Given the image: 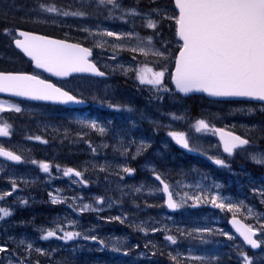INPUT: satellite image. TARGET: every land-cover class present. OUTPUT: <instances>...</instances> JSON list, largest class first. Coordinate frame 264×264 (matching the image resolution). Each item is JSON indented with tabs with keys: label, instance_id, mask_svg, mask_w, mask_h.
<instances>
[{
	"label": "rangeland",
	"instance_id": "obj_1",
	"mask_svg": "<svg viewBox=\"0 0 264 264\" xmlns=\"http://www.w3.org/2000/svg\"><path fill=\"white\" fill-rule=\"evenodd\" d=\"M125 1L127 0H112V2L104 0V3H100V0H21L25 6L23 10L15 6L16 4H10L13 6L12 9L0 5V16L7 12L6 14L16 21L17 12L25 24L96 46L99 50L97 60L111 74L138 79L142 70L151 69L154 72L164 71L166 75L179 46L176 32L173 35L171 30V22L175 24L177 17L172 12L173 7L169 6L168 1L167 5L158 3L159 0H141V3L135 1L131 5H127ZM114 4L123 5L116 8ZM48 8H55L56 11L49 12ZM64 12L70 14L65 16ZM71 13H82V15H71ZM125 15L140 17L135 19V23L133 22L131 26L119 22L120 28H115L113 24L108 23V20L115 17L124 18ZM157 16H161L162 20ZM149 20L155 22L156 27L152 28V34L144 35L136 29V26H147ZM6 29L10 32H6ZM11 30L12 27L9 26L0 28V39L3 40L0 42V65L24 63L22 57L15 55L11 49L13 48ZM155 30L157 31L154 33ZM108 32L116 35L108 36L106 35ZM105 50L110 51L105 53ZM114 50L118 51L119 57L132 56L137 60L116 59L118 56L115 55ZM157 52L163 55H155L154 53ZM104 54L107 56L106 59L102 57ZM139 57H150L149 60L152 62L142 66L145 61ZM113 84H117L114 79L101 84H96L87 78L73 80L72 87L77 92L93 98L97 110L102 108L99 116L93 117L44 105L34 106L29 103L21 105L14 101L0 100L3 111L8 110L14 114L17 112L16 107L21 109L24 115L22 121L18 120L20 126H31L30 128L35 130L39 125L43 130L41 136L52 130L57 140L63 138L67 146L77 150L84 148L76 138L69 137L73 134L82 138H91V136L74 130L68 126L69 124L77 126L82 131H98L102 136L98 150L103 153L101 160L97 158L90 160L89 153L84 149L86 165L78 167L81 177L73 173L65 182L67 185L60 187L55 184L51 190L48 185L39 186V182L35 181L37 178H34L37 174L34 169L17 170L13 175L5 173L0 176V190H2L0 196L13 189L14 183L9 181H21L26 187L37 190V193L32 195L27 193L15 195L24 206H34L18 207L16 226L13 230H0V241L5 236L12 243L13 250L2 255V264H39L38 255L42 256L44 252L46 254L49 251L45 244H41L46 239H43L44 233L38 234L39 225L50 221H55L59 227L71 223L79 229L80 235L75 237L78 241L70 246L61 244L60 248L73 251L74 254L109 250V257L103 258L102 262L91 260L90 264H164L162 255L172 252L177 254L178 259L181 257L193 259L195 264L206 261H211L210 264H220L221 260V264H230L232 258L235 259V264H241L238 263L240 261L245 264V257L251 261V264H264V249L252 255L227 225V213L235 211L244 213L252 218L253 221H249L251 225L262 231L261 241L264 244V229H261L264 222L258 207L259 201L264 202V175L257 170L259 165L256 164L243 166L240 173H236L237 166L240 165L236 158L248 157L252 160V155L264 154V150L243 149L239 150L234 158H229L223 152L216 134L217 128L224 126L252 138V144L257 146L256 149H264V120L254 121L251 115L256 108L243 103L223 106L209 105V103L200 106L198 103L199 116H193L192 106L176 105L175 114L180 118L179 124L166 121L164 128L177 127L180 132L169 130V133H183L189 141V148L185 149L177 144L169 133H159L154 126L164 124L157 123L159 119L153 117L156 110H164L173 107L174 104L155 105L150 111L137 108L132 115L127 109L118 106L122 102L118 97H114V93L115 95L119 93L113 89ZM144 87L160 89L166 87V83L163 80L159 86L144 83L140 89ZM139 96L147 97L149 94L145 96L140 95L139 92L135 95L128 94L122 101L124 103H129V100L136 101ZM147 105L150 106L152 103L149 102ZM234 110H237L238 114H246L247 117L235 118ZM38 116L41 118L39 119ZM30 117L34 120H29ZM139 117L147 120V124L140 125L139 122L143 121L139 120ZM200 120L205 121L208 127L192 133V129H196ZM91 121H95L104 131L100 132L89 127L88 123ZM62 125L63 128H60ZM61 132H64V136H58ZM50 137H48V145L32 149L34 154L28 153L27 158L35 162L65 163L66 159L56 153L50 144L52 139L55 147L56 139ZM142 144L144 147L141 146ZM23 147L31 150L29 148L31 146L23 145ZM166 147L168 149H165ZM187 152L193 155L190 156ZM217 159L225 163L218 165L215 163ZM125 168L133 171L125 172ZM228 169L234 171V175H226ZM158 176L171 186L179 205L178 213L169 212L165 207ZM91 182L99 188L88 189L85 183ZM53 197H56L58 202L53 203ZM99 198L104 199L103 203H99ZM213 199H216L215 204L212 203ZM25 201L27 203H24ZM220 203L232 204L234 207L231 211L227 207H217ZM64 205L76 207L79 211L84 205H88L89 208L81 211L82 217L73 214L72 217L65 218L67 214ZM58 206L62 208L61 211L56 210ZM2 209H6L5 204ZM40 211L47 212V219L41 221L37 219V213ZM69 211H72L70 207ZM23 212L24 215L18 219L19 214ZM92 217L96 219L93 221ZM117 217L120 218V222H125V225H115L117 229L115 232L111 229L105 231L104 226L114 227L112 222ZM12 218L0 220V228L13 227ZM127 224L138 232L142 239L140 243L129 230L127 232L126 229H122ZM41 228H45V231L55 229L46 225H42ZM206 229L208 231H205ZM102 231L106 232L103 238L98 235ZM177 235L180 237L175 243L161 240ZM92 236L97 239H85ZM101 240L104 244H100ZM28 245H31V248ZM0 247L3 246L0 244ZM15 248L17 252L14 251ZM165 248L170 250L166 251ZM37 249L40 251L38 252ZM226 252L229 253L225 255ZM89 257L88 255L87 258Z\"/></svg>",
	"mask_w": 264,
	"mask_h": 264
},
{
	"label": "snow or ice",
	"instance_id": "obj_2",
	"mask_svg": "<svg viewBox=\"0 0 264 264\" xmlns=\"http://www.w3.org/2000/svg\"><path fill=\"white\" fill-rule=\"evenodd\" d=\"M100 3H104V0H100ZM175 4L179 8V16L175 18L178 35L183 41L179 57L175 62V75L172 77L176 87L184 93L202 90L213 96L250 97L264 101V0H175ZM47 11L55 12L56 9L48 8ZM69 14L68 12L63 13L65 16ZM71 15H82V13H71ZM147 27L155 28L156 24L149 20ZM5 31L10 32L7 29ZM19 35L24 39L15 40L16 46L32 57L38 67L46 68L47 71L59 76H66L71 72H92L100 76L104 75L89 62L88 57L91 52L87 48L28 32H20ZM106 35L116 34L108 32ZM140 51L143 52L144 49ZM154 54L163 55L159 52ZM164 75V71L154 72L146 69L141 71L138 79L142 84L159 86ZM0 92H14L19 96L62 103L80 102L75 96L55 85L26 74L0 73ZM20 110L19 107L15 108L17 112ZM0 111H3L2 107ZM88 126L100 132L104 131L95 121L89 122ZM207 127L205 121L200 120L197 122L196 130L200 131ZM8 135H10L8 126L0 127V136ZM169 135L175 139L177 144L185 149L189 148V141L183 133L173 132ZM222 138L224 139V151L230 154L234 149L249 144V140L231 133L223 134ZM36 139L40 138L36 137ZM141 146L144 147L143 144ZM139 151L138 148L137 152ZM0 156L11 161L21 160L19 155L2 148H0ZM251 159L255 163L264 165V154L252 155ZM215 163L223 165L225 162L217 159ZM40 167L44 172H48L50 165L42 163ZM124 171L133 170L125 168ZM73 173L77 177L81 176L80 172L71 168L66 169L64 175L69 176ZM157 179L160 177L158 176ZM13 190H15L14 184ZM163 191L168 193V207H179L173 200L172 193L168 191L167 184H163ZM52 202H58L57 198L53 197ZM212 203L215 204L216 199H213ZM217 207H227L231 211L234 205L220 203ZM88 208V205H84L81 211ZM0 213H2L0 220L11 215L6 209H0ZM233 223L237 225V231L247 244L253 248L259 247L258 241L253 239L255 230L252 227L241 225L235 219ZM56 234L55 230H48L43 239L54 237ZM79 235V232H65L60 239L71 240ZM89 238L97 239L95 236L85 237V239ZM166 239L175 243L171 236ZM100 244H104V241L101 240ZM28 247L31 248V245ZM5 251L4 247H0V253ZM37 251L40 250L37 249ZM245 264H251L247 257H245Z\"/></svg>",
	"mask_w": 264,
	"mask_h": 264
},
{
	"label": "bare ground",
	"instance_id": "obj_3",
	"mask_svg": "<svg viewBox=\"0 0 264 264\" xmlns=\"http://www.w3.org/2000/svg\"><path fill=\"white\" fill-rule=\"evenodd\" d=\"M14 10V9H13ZM12 12V11H11ZM15 17L19 20L21 17H20V14L19 15H17V12H16V14H15ZM96 47V46H95ZM147 104H149V102L147 103ZM19 120V122L20 121H22V119H18ZM55 133V132H54ZM53 132H52V130H51V132H47V136L49 137V138H51L50 136H52V137H54L55 139H56V142H55V147L53 146V142H52V139H51V141H50V144L52 145V148H53V150L56 152V153H58L61 157H63V158H65V159H68V158H73V159H78V160H81V159H84L83 160V162H85V154H84V149H79V150H77V149H75V148H72V147H69V146H67L66 144H65V142H64V140H63V138H60V140H57V138H56V135L54 134ZM58 133V132H57ZM42 135V134H41ZM12 149V148H11ZM14 149V148H13ZM249 169V168H248ZM9 170V169H8ZM240 171H241V168L239 167V166H237V169H236V173H240ZM5 172V171H4ZM253 172V171H252ZM5 190V189H4ZM7 191V190H6ZM19 199V198H18ZM56 210H59V211H61L62 210V208L60 207V206H58V209H56ZM24 215V212H23V214H19V217H18V219H20V216H23ZM37 219H39V221H41V220H43V219H47V212L46 211H40V212H38L37 213ZM36 222H37V220H36ZM38 224H40V223H38ZM96 224V223H95ZM100 227V226H99ZM96 230V229H95ZM98 230V229H97ZM106 231V230H105ZM129 231H131V233L134 235V236H136L137 237V239H138V242L140 243V241L142 240L141 238H140V236H139V234H138V232L137 231H135L134 229H133V226H130L129 227ZM115 232V231H114ZM118 232V231H117ZM171 232V231H170ZM108 233V232H107ZM168 235V234H167ZM162 236V235H161ZM103 238V237H102ZM158 238V237H157ZM160 238V237H159ZM104 240V239H103ZM108 240V239H107ZM151 242V241H150ZM158 243V242H157ZM151 244H153V243H151ZM263 244V243H262ZM157 245V244H156ZM21 248V247H20ZM69 249V248H68ZM45 253V252H44ZM79 253V252H78ZM162 253H163V251H162ZM161 253V254H162ZM35 254V253H34ZM153 254V253H152ZM177 254H174L173 252H172V254L171 253H166V254H164V255H162V257H163V259H164V264H173V263H175L176 261H178V264H195V262H194V260H193V262H192V260H190L189 259V257H181L180 259H178V256H176ZM174 257H175V259H174ZM77 261V260H76ZM86 261V260H85ZM237 262V261H236ZM86 263V262H85ZM78 264H84V263H82V260L80 261H78ZM230 264H235V259L234 258H232L231 259V263Z\"/></svg>",
	"mask_w": 264,
	"mask_h": 264
},
{
	"label": "trees",
	"instance_id": "obj_4",
	"mask_svg": "<svg viewBox=\"0 0 264 264\" xmlns=\"http://www.w3.org/2000/svg\"><path fill=\"white\" fill-rule=\"evenodd\" d=\"M10 4H16L15 6H17L18 8H20V9H24V5L21 3V0H0V5H3V6H5V7H7V8H10V9H12L13 8V6L12 5H10ZM7 12H4L1 16H0V28H7L8 26L9 27H12V30H14L15 29V26H28L27 24H25L24 23V21H22V18H20L19 20H16V21H14V20H12L9 16L10 15H8V14H6ZM12 13V12H11ZM21 21V22H20ZM0 42H3V40H1L0 39ZM145 90H146V88H145ZM150 91V88H147V92H149ZM151 92H152V95L153 96H159L160 94H159V90L157 89V88H151ZM172 96L170 95V96H168L167 97V100L168 101H171L172 100V98H171ZM185 102H186V104L187 105H189V106H192V108L194 109V114H192V115H194V116H199V111H198V109H199V106H198V103L200 104V106L202 105V104H205V103H207V102H205L204 101V98L203 97H200V96H193V97H190V98H187V99H185ZM117 223V222H116ZM121 225H125V222H123V221H121V224H120V226ZM129 227H130V224H127L126 225V227H122V229H126V231H128L129 230ZM129 232V231H128ZM131 232V231H130ZM229 252H226L225 253V255H227ZM81 261V259H78L77 261H75V263L74 264H78V261ZM86 260V259H85ZM86 262V261H85ZM82 263H83V261H82ZM202 264H209V263H206V262H204V263H202Z\"/></svg>",
	"mask_w": 264,
	"mask_h": 264
},
{
	"label": "water",
	"instance_id": "obj_5",
	"mask_svg": "<svg viewBox=\"0 0 264 264\" xmlns=\"http://www.w3.org/2000/svg\"><path fill=\"white\" fill-rule=\"evenodd\" d=\"M178 8V7H177ZM179 9V8H178ZM32 34H34V35H38V36H42V35H39V34H35V33H32ZM43 37H45V36H43ZM24 39V38H23ZM23 39H21V40H23ZM49 39H51V38H49ZM178 57H179V55H178ZM46 69V68H45ZM101 72V71H100ZM88 73H91V74H93V75H97V74H95V73H92V72H88ZM6 74H15V73H6ZM174 75H175V70H174ZM98 76H100V75H98ZM103 76H105V73H104V75ZM173 81H174V79H173ZM174 83H175V81H174ZM182 92V91H181ZM9 93H11V92H9ZM183 94H186V95H188V94H192V93H204V94H206L208 97H210V98H220V99H225V98H250V97H239V96H213V95H210L209 93H207V92H204V91H202V90H193V91H191V92H188V93H184V92H182ZM15 94V93H14ZM16 95V94H15ZM71 95V94H70ZM21 97H24V98H28V99H33V100H41V101H50V102H57V103H62V102H59V101H51V100H42V99H35V98H33V97H30V96H21ZM77 101H80L79 103H77V102H68L69 104H73V105H85L86 104V102L84 101V100H78L77 99ZM223 134H227L225 131H222V132H220V137L222 138V135ZM226 138V137H225ZM222 140H224L223 138H222ZM168 191H169V188H168ZM170 192V191H169ZM167 193V192H166ZM168 194V193H167ZM173 198V197H172ZM167 204H168V200H167ZM171 209H175V208H171ZM236 220V221H238L241 225H247L244 221H242L241 219H239V218H237V217H235V218H233L232 220H231V225L237 230V225L236 224H234L233 223V220ZM248 226V225H247ZM238 232V231H237ZM239 233V232H238ZM240 234V233H239ZM255 234H256V232H255ZM253 239H255V235L253 236ZM259 243V242H258ZM249 245V244H248ZM249 246H251V245H249ZM252 247V246H251ZM260 248V244H259V247H256L255 249H259Z\"/></svg>",
	"mask_w": 264,
	"mask_h": 264
},
{
	"label": "flooded vegetation",
	"instance_id": "obj_6",
	"mask_svg": "<svg viewBox=\"0 0 264 264\" xmlns=\"http://www.w3.org/2000/svg\"><path fill=\"white\" fill-rule=\"evenodd\" d=\"M17 118H19V116ZM0 146L6 147V148H9V149L12 148V150L17 151V152H19V150H20V148L14 146V145H10L9 142H8V138L6 136H0ZM23 150H25V149H23ZM20 153L21 152H19V154ZM21 154H23L25 157H27V154H25V153H21ZM25 161L26 160L24 158V161L22 162V164L20 163V164H18L19 166H17V164L11 163V162H9V161H7L5 159L0 158V162L3 164V167H4V169H1L0 170V173H4L5 174V173H9V171H13L10 166H14V168H16V167H23V166H25ZM17 188H18V186L16 187V189Z\"/></svg>",
	"mask_w": 264,
	"mask_h": 264
}]
</instances>
